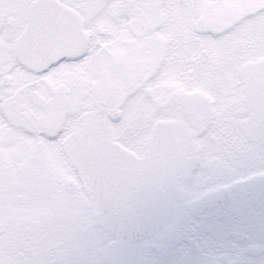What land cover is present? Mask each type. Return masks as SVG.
<instances>
[{
  "label": "flooded vegetation",
  "instance_id": "flooded-vegetation-1",
  "mask_svg": "<svg viewBox=\"0 0 264 264\" xmlns=\"http://www.w3.org/2000/svg\"><path fill=\"white\" fill-rule=\"evenodd\" d=\"M49 1L72 10V21L80 29L74 38L79 41L37 52L34 34H27L31 13ZM19 2L10 0L8 9L10 125L0 128L7 136L0 144V191L9 187L14 162L30 163V168L16 173L25 180L20 186L31 193L45 189L48 211L54 210L55 200L87 195L64 151L70 133L94 128L143 157L153 151L155 124L170 121L182 150L178 213L150 240L130 243L115 238L126 249L120 264H145L154 258L149 257L150 249L167 253L177 247L184 249L183 255L160 259L200 264V257L191 259L198 240L186 227L201 226L202 215L210 209L196 207L194 201L209 193L217 201L220 195L214 189L217 174L198 184L205 161L198 147L209 141L224 146L233 161L248 159L252 178L264 175V0H27L24 8ZM200 19L208 26H199ZM80 110L89 117L67 131L71 115ZM209 128L219 130L218 135L208 134ZM57 144L60 152L51 147ZM62 162L70 176H57L54 167ZM35 177L45 179L47 186H31ZM71 179L78 181L76 192L69 189ZM231 193V203L239 202V210H246L253 230L262 227L264 204L262 214H257L241 201H257L252 192ZM59 220L44 218L37 232L43 239L58 238ZM250 233L247 251L258 252L261 246ZM228 240L235 247L244 246ZM47 248L59 251L53 245Z\"/></svg>",
  "mask_w": 264,
  "mask_h": 264
},
{
  "label": "rangeland",
  "instance_id": "rangeland-1",
  "mask_svg": "<svg viewBox=\"0 0 264 264\" xmlns=\"http://www.w3.org/2000/svg\"><path fill=\"white\" fill-rule=\"evenodd\" d=\"M21 2H19L21 8H24L27 0H21ZM0 9V128L6 129L10 125V84L4 87L2 80L6 74H10V20L8 18L10 0H0ZM88 117L89 114L81 110L78 114L71 115L72 125L69 123L66 130L85 122ZM4 133L6 131H0V144L1 140L7 137ZM65 133L66 131L63 134ZM218 133L217 129H208V134L218 135ZM135 138L137 141L141 139L140 136ZM51 147L61 151L58 144ZM198 149L204 153L205 157L198 184L202 185L207 181L209 174L210 176L217 174L218 183L214 185L217 196L222 197L220 192L225 189L234 190L238 195L252 192L257 201L254 202L251 198L241 201H244L246 207L256 209L257 214H262L264 175H260L259 179L252 178L254 171L246 166V163L250 164L248 159L243 162L233 161L231 150L227 152L224 146L218 147L209 141ZM19 161L14 162V176L7 182L9 187H5L3 192L0 191V264H120L124 262L126 249L114 237H108L107 231L102 229L92 213L87 195H74L71 200L65 198L59 201L53 200L57 208L48 211L46 204L47 201L50 202V199L43 196L45 189L40 191L33 189L31 193L20 186V182L25 180L16 178V173L30 168V163L27 164L25 161L27 164L25 165ZM54 168L59 170L58 177L70 176L64 162ZM262 170L264 171V167ZM21 176L24 177L25 174L21 173ZM1 179L0 190L3 186ZM30 182L31 186H34V182L40 183L42 188L47 186V181L43 178H31ZM202 196L204 197L194 201V204L202 208L209 206L210 209L205 210V214L202 215L201 226L186 227L198 240V245L194 248L195 254L191 255V259L200 257V264H223L225 260L228 264H253L259 257H254L247 251L248 245L241 247L231 245L227 234L238 230L248 234L253 232L256 246L262 247L264 246V235H262L264 225L262 227L259 225L253 230L247 220L246 210L244 213L239 210L241 207L239 202L229 201L228 204L221 205V199L214 200L212 193ZM46 217L60 219L58 238L43 239L40 236L41 233L37 232L39 224H42ZM34 221H37L36 226ZM52 245L59 251H51L52 249L47 248ZM218 248L220 250H217Z\"/></svg>",
  "mask_w": 264,
  "mask_h": 264
},
{
  "label": "water",
  "instance_id": "water-1",
  "mask_svg": "<svg viewBox=\"0 0 264 264\" xmlns=\"http://www.w3.org/2000/svg\"><path fill=\"white\" fill-rule=\"evenodd\" d=\"M72 17V10L56 1L34 8L27 34L29 38L34 34L35 51H54L77 43L79 40L74 37L80 29ZM205 23L199 21L200 26ZM9 83L10 76H4L2 85ZM152 140L155 150L144 158L111 142L97 130L80 129L65 140V150L81 176L100 223L110 233L130 242L153 237L178 212L181 191L177 178L182 151L172 124L159 122ZM69 189L77 190L76 181H70ZM229 201V192H225L221 205ZM229 237L249 242V237L239 232H232Z\"/></svg>",
  "mask_w": 264,
  "mask_h": 264
},
{
  "label": "clouds",
  "instance_id": "clouds-1",
  "mask_svg": "<svg viewBox=\"0 0 264 264\" xmlns=\"http://www.w3.org/2000/svg\"><path fill=\"white\" fill-rule=\"evenodd\" d=\"M166 254L169 257L181 256L184 254V249L182 247H177L175 249L169 250L167 253H165L163 249H150L149 256L154 258L147 260L145 264H175V261L172 259H160V257ZM252 255L254 257H259V259L254 260L253 264H260L261 261H264V246H262L258 252H253ZM223 264H228V261H223Z\"/></svg>",
  "mask_w": 264,
  "mask_h": 264
},
{
  "label": "snow or ice",
  "instance_id": "snow-or-ice-1",
  "mask_svg": "<svg viewBox=\"0 0 264 264\" xmlns=\"http://www.w3.org/2000/svg\"><path fill=\"white\" fill-rule=\"evenodd\" d=\"M262 235H264V233H262ZM260 264H264V261H261Z\"/></svg>",
  "mask_w": 264,
  "mask_h": 264
}]
</instances>
